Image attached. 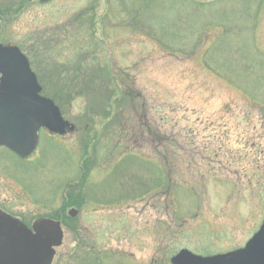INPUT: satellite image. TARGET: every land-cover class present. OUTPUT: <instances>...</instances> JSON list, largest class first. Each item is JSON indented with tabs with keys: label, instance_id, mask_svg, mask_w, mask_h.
Segmentation results:
<instances>
[{
	"label": "rangeland",
	"instance_id": "rangeland-1",
	"mask_svg": "<svg viewBox=\"0 0 264 264\" xmlns=\"http://www.w3.org/2000/svg\"><path fill=\"white\" fill-rule=\"evenodd\" d=\"M0 43L20 47L45 95L96 63L114 89L55 102L73 128L40 130L28 158L0 147V210L67 217L52 264H171L257 231L264 0H28L0 15Z\"/></svg>",
	"mask_w": 264,
	"mask_h": 264
},
{
	"label": "water",
	"instance_id": "water-1",
	"mask_svg": "<svg viewBox=\"0 0 264 264\" xmlns=\"http://www.w3.org/2000/svg\"><path fill=\"white\" fill-rule=\"evenodd\" d=\"M40 128L64 134L73 127L63 119L54 101L41 95L37 77L20 49L0 44V146L26 157L37 144ZM76 212L71 208L69 215L75 216ZM62 238L60 221L37 218L29 228L20 219L0 210V264H51L55 247L61 245ZM170 262L264 264V220L241 248L209 256L181 249Z\"/></svg>",
	"mask_w": 264,
	"mask_h": 264
},
{
	"label": "trees",
	"instance_id": "trees-1",
	"mask_svg": "<svg viewBox=\"0 0 264 264\" xmlns=\"http://www.w3.org/2000/svg\"><path fill=\"white\" fill-rule=\"evenodd\" d=\"M9 1V0H6ZM28 0H12L13 3L10 2L8 3V6H1L0 5V15L1 17H6L8 15H12L16 12H18L25 3H27ZM4 8V9H3ZM3 9V11H2ZM56 70H57V66ZM56 70H53V72L56 73ZM79 73H74L73 75L70 76L66 75L63 76L61 73H57V77L56 80L52 83L53 85L55 84H59L60 80L63 82L62 87L58 88V89H54L52 94H48L46 96H49L50 98H52L56 103L60 104V107L62 106V102L63 100L65 101H71L73 100L74 96L76 97H81V96H86V97H90L91 95H95V96H100L104 99V97L108 96H112V92L114 91V89H111L109 86V76L108 74L105 72V69L101 66H99V64H93L92 67H90V69L86 70V73H84L82 71V68H79ZM81 77V81H78L77 79ZM41 78V77H40ZM97 86L96 89H92L91 90V86ZM43 89L44 86H43ZM95 91H97L96 93H94ZM44 94V93H43ZM62 94L64 97L61 100V98H59L57 95ZM121 96V94H120ZM120 96H118L117 98H119ZM92 97V96H91ZM60 99V101H58ZM58 101V102H57ZM108 99H105V102H107ZM256 102L258 104H260L259 106L264 110V96H262V98L260 100H256ZM256 103V105L258 106V104ZM258 106V107H259ZM76 198L71 197V195H68V197H70V201L66 204V206L68 205H73L76 207H80L81 203L83 202L84 196L83 195H75ZM65 206V207H66ZM64 207V208H65ZM53 219L56 220H60L61 222L63 220H65V218L67 219V217L65 215L62 216H50ZM63 223V222H62ZM66 224V222H65Z\"/></svg>",
	"mask_w": 264,
	"mask_h": 264
}]
</instances>
